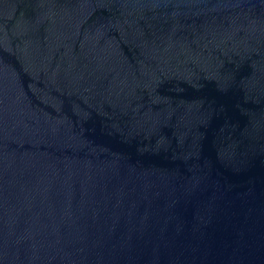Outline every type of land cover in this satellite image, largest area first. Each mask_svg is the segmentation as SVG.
<instances>
[{
    "label": "water",
    "instance_id": "1",
    "mask_svg": "<svg viewBox=\"0 0 264 264\" xmlns=\"http://www.w3.org/2000/svg\"><path fill=\"white\" fill-rule=\"evenodd\" d=\"M0 264H264V0H0Z\"/></svg>",
    "mask_w": 264,
    "mask_h": 264
}]
</instances>
